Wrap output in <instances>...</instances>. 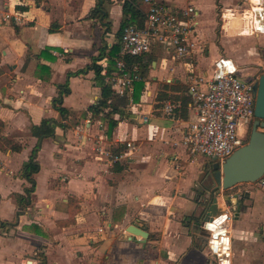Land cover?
Masks as SVG:
<instances>
[{"label": "crops", "instance_id": "obj_1", "mask_svg": "<svg viewBox=\"0 0 264 264\" xmlns=\"http://www.w3.org/2000/svg\"><path fill=\"white\" fill-rule=\"evenodd\" d=\"M123 1L104 2L107 16L100 20L90 16L96 0H0V137L20 146L0 149V264H264L263 191H245L240 211V195L233 203L218 193L219 205L232 202L237 215L216 222L227 225L216 237L222 249L214 251L211 230L204 236L199 225L214 185L213 160H190L182 144L194 116L187 71L209 78L225 60L233 66L227 71L244 75L246 64L264 53V0H155L195 7L198 46L179 61L153 45L144 91L136 103L128 97V116L114 114L118 122L108 135L106 120L89 110L100 97L92 70L68 78L66 119L52 100L68 73L118 42ZM6 14L20 20H3ZM241 38H248L245 48L235 43ZM216 40L231 58L219 56L216 45L210 50ZM97 63L106 72V56ZM165 103L175 106L170 114ZM44 118L64 127L41 140L31 204L22 209L15 195L29 183L21 168L37 142L30 126ZM129 225L145 230L146 239L128 232ZM230 229L241 241L236 248Z\"/></svg>", "mask_w": 264, "mask_h": 264}, {"label": "built area", "instance_id": "obj_2", "mask_svg": "<svg viewBox=\"0 0 264 264\" xmlns=\"http://www.w3.org/2000/svg\"><path fill=\"white\" fill-rule=\"evenodd\" d=\"M141 5L146 6L143 25L123 27L119 39L120 57L110 74L102 71L111 88L129 98L132 84L140 76L126 70L123 56H138L160 44L171 52L173 59L181 61L198 46L194 39L198 14L195 7L172 8L155 0H141ZM10 16L20 20L13 14L4 15L3 20H9ZM255 82V76L246 77L234 71L209 78L194 70L187 71L186 84L194 116L185 129L182 144L190 160L205 156L222 163L246 143L250 123L254 120ZM174 108L172 103L164 105L168 114ZM125 145L132 147L130 142Z\"/></svg>", "mask_w": 264, "mask_h": 264}, {"label": "trees", "instance_id": "obj_3", "mask_svg": "<svg viewBox=\"0 0 264 264\" xmlns=\"http://www.w3.org/2000/svg\"><path fill=\"white\" fill-rule=\"evenodd\" d=\"M38 1V0H36ZM111 0H96L95 6L90 11V16L93 18H97L103 20L107 16V12L103 7L104 2H110ZM16 9L25 10V6L17 5ZM144 22V13L141 9V0H124L122 4V20L120 23V28L118 31V42L114 43L105 54L100 52L97 57H93L91 59V63L87 65L85 68L78 70L73 73H68L67 79L64 83L58 84V95L53 98L52 106L59 113L61 119H66L69 110L62 105L63 95L68 93V78L72 75L81 73L85 71V69H90L94 72L95 80L100 86V97L96 101L95 104L90 106V112L93 118L101 117L106 120L108 126V135L111 134L112 130L116 126L118 119H114V114L119 115V119L122 120L124 117L128 116L130 113L127 111V107L129 104L128 95L123 94L119 95L116 93L110 86L109 83L105 81V76L102 75V66L97 63V61L106 56L107 65H106V73H110L113 70V66L115 64L116 59L120 57V32L124 26L128 24H136L137 26H142ZM51 30V29H50ZM46 50V49H45ZM44 52V51H43ZM42 52V53H43ZM150 51L143 53L138 56H123V60L126 66V70L130 73H136L140 76L139 80H136L132 84V92L130 94L131 101L133 103L138 102L140 95L144 91V80L146 78V73L148 70V64L151 60ZM166 96H163L165 98ZM184 105L186 101L183 102ZM1 123V122H0ZM252 122L250 123L248 136L251 130ZM64 127V124L61 121H58L54 118H44L38 125H31L30 131L37 138V142L32 149V152L28 158V160L23 164L21 168V176L27 180L29 183L28 187L24 188L22 194H16V200L19 203V206L22 209H25L27 206L31 204V194L35 188V181L33 175L39 170V163L36 160V152L39 148L40 142L43 138L46 137H54V127ZM4 146H9L14 151H19V145H12L9 141L0 137V149H4ZM225 197L226 194L224 193ZM245 194H242L237 197L236 202V210L241 205ZM72 201V198L69 199V202ZM4 224V223H3Z\"/></svg>", "mask_w": 264, "mask_h": 264}, {"label": "water", "instance_id": "obj_4", "mask_svg": "<svg viewBox=\"0 0 264 264\" xmlns=\"http://www.w3.org/2000/svg\"><path fill=\"white\" fill-rule=\"evenodd\" d=\"M224 63L229 62L220 61L221 69L218 75L223 73ZM255 78L254 120L246 143L237 148L224 162L212 163L214 185L211 198L203 207L199 220V225L202 223L200 233L204 236H210L208 226L226 218L224 207L219 205L218 193L238 183L255 182L264 175V73ZM234 214L236 216L237 212ZM127 231L144 240L147 237V232L136 225H129Z\"/></svg>", "mask_w": 264, "mask_h": 264}, {"label": "rangeland", "instance_id": "obj_5", "mask_svg": "<svg viewBox=\"0 0 264 264\" xmlns=\"http://www.w3.org/2000/svg\"><path fill=\"white\" fill-rule=\"evenodd\" d=\"M220 23H221V21L219 20V18H217L216 19V26H215V30H214L215 35H216V39L221 35ZM235 43L238 44L241 48H245L247 46V43H248V38L237 39L235 41ZM214 45H216V49H217L219 56L224 57V58H231V56L228 55L227 52L224 50L225 48H223V46L220 44L219 40H216L215 44L213 43L210 45V50H212V47ZM207 47H208V44L203 45V52L205 49H207ZM262 73H264V53L259 52L256 55L255 59L252 58V61L249 62L248 64H246L244 74L246 77H251L253 75L258 77ZM258 189L262 190L264 193V175L261 179L255 181V182H252V183H250V182L238 183V184H236V185H234L228 189H225L224 193L226 194V197L233 199L232 202L234 203V198L236 197V195H242V194H244L245 191L258 190ZM232 202L230 204V201H228V203L226 205H224V209H225V211H230V218L232 219V221H234V215L233 214L236 211L232 208V206H233ZM238 211H240V209ZM229 235H230V241H231L232 247H235V248L238 247L239 244L241 243V241H239L238 238L236 237V232H234L233 230L230 229ZM210 259H214V258L210 257Z\"/></svg>", "mask_w": 264, "mask_h": 264}, {"label": "bare ground", "instance_id": "obj_6", "mask_svg": "<svg viewBox=\"0 0 264 264\" xmlns=\"http://www.w3.org/2000/svg\"><path fill=\"white\" fill-rule=\"evenodd\" d=\"M243 21V20H242ZM244 21H245V19H244ZM245 22H247V21H245ZM258 24V23H257ZM244 25V24H243ZM227 27V26H226ZM243 27V26H242ZM259 29V28H258ZM244 31V32H243ZM242 32V34H245V32H247V29L245 28L244 30H243ZM239 32V31H238ZM240 34V33H239ZM224 68V69H223ZM230 68L232 69L233 68V66L231 65V62L229 63V64H226V63H224V66L222 67V70L224 71V72H226L227 71V69L228 70H230ZM222 223H224V224H222ZM222 223H216V222H214V223H212L211 224V226H208L209 227V229L211 230V233H212V236H211V243H212V247H213V250L214 251H220L221 249H222V247H218V240H217V238L216 237H218V234L220 233V231L223 229V227H225V225L227 224V222L226 221H223ZM222 224V225H221Z\"/></svg>", "mask_w": 264, "mask_h": 264}, {"label": "flooded vegetation", "instance_id": "obj_7", "mask_svg": "<svg viewBox=\"0 0 264 264\" xmlns=\"http://www.w3.org/2000/svg\"><path fill=\"white\" fill-rule=\"evenodd\" d=\"M245 75V74H244ZM253 76H255V75H253Z\"/></svg>", "mask_w": 264, "mask_h": 264}]
</instances>
